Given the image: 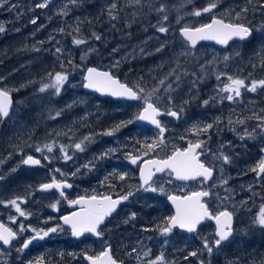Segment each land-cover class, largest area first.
<instances>
[{
    "label": "flooded vegetation",
    "instance_id": "1",
    "mask_svg": "<svg viewBox=\"0 0 264 264\" xmlns=\"http://www.w3.org/2000/svg\"><path fill=\"white\" fill-rule=\"evenodd\" d=\"M39 2L41 0H9V3L15 5V7L9 8L6 5L0 8V24L6 29L3 33H0V58L6 54L2 51L3 44L17 39L22 33L33 34V31H36L38 26H45L48 22H53L55 12L59 13L63 9L68 8L69 5L71 8L74 7L70 0H52L47 8L40 9L35 7ZM77 2L83 3V0H77ZM33 18H36L35 24L31 23ZM58 19L63 20V16L58 17ZM48 29L49 27H46L47 31ZM39 35L35 36L39 37ZM209 50H212V53L209 54V82L206 93L204 96H200L198 100H194L195 106L191 108L194 110L191 112L192 114L188 113L186 110L187 107L185 106L184 114L179 120L166 115L160 117L162 123L167 128L164 134V141L168 139L171 132H176L178 133V137L175 138V142L177 143L174 144L173 148H186L189 141L194 142L198 139L194 132L189 131L194 124L211 123L217 120V118L221 121L218 130H211L210 139L207 136H201L199 139L206 141L205 147L209 149L206 155L209 159L219 151H224L233 158L232 163L225 166L224 175L228 177L227 185L221 186L219 184L220 174L218 171L214 172V180L217 183L213 191L219 193V197L208 201L209 209L214 214L225 209L233 212V236L228 242H225L221 250L214 252L210 258V264H261V261H264V228L256 226L253 221L259 208L264 205V178L258 179L256 173L249 171V169L255 166L261 158H264V131L258 127L261 124V120L257 119L258 116H264V90L258 89L254 93L242 91V96L234 102L227 100L220 102L221 97L226 96L227 93L219 92V89L228 81L225 76H221L220 80H217L216 77L218 74L226 73L233 77L243 78L246 81L264 79V68H261L260 63L262 61L261 57L264 56V46H262V43L258 44L256 42L255 36L250 42L231 43L227 49L222 50L209 46ZM219 54L222 57L225 55L230 56L229 61L217 64ZM210 56H215L213 58V65L210 63ZM7 57L10 56L8 55L5 58ZM12 59L16 58L13 57ZM234 63L241 64L239 71L233 67ZM0 87H3V85H0ZM12 97L13 105L10 117L0 122V175L4 176V179L0 180V201L7 202L17 196H27L28 202L21 204V207L32 215L29 218L19 217V214L15 212L14 208L5 207L3 204H0V223L14 230L18 229L20 223H23L26 227L30 225L31 227L43 228L45 230L59 224L63 228V231L52 233L43 241L34 242L22 253L18 252L17 249L26 237L32 235L30 231L20 235L18 240L13 241L12 246L0 243V264H29L30 261H38L41 257L44 258L46 264H90L89 261L83 258L82 254L85 252L88 255L99 254L107 244H111L112 255L115 258L123 260L124 264H128L130 261L126 255L128 249H120L122 246L120 245V241H117L118 231L121 225L118 219L124 211V208H127L130 204L132 197L124 202L116 214L106 220V228L102 238L95 237L91 234L76 238L71 235L69 227L63 225L60 217L69 215L73 211H77L78 208L70 206L67 200L61 199L55 190L45 193L36 191V188L41 183L48 182L50 178L49 174L53 168H60L63 172L71 173L77 167H80V172L76 177H68V182L73 185L71 189L65 190L68 199H76L79 196L91 195L93 193H107L115 199L117 194L127 192L128 189L112 177H109L106 183L102 184V181L105 180L108 173L112 172L109 168L115 167L114 169L118 170V167L121 166L120 168L125 170V167L120 164H128L129 162L125 160V162L122 161L120 164L114 165L112 164V161H114L112 157L110 158L111 160H107L106 158L101 160L100 163H96V167L93 170L88 171L81 166L90 159L81 158L78 162L72 159L65 162L60 158L62 154L57 149L51 154L46 151L44 153V155L53 157L51 164L42 161V164H45L43 167L23 165L21 163V160L24 158L21 155L22 146L24 145L27 148L25 156L33 155L36 158H40L41 153L36 152L35 147H42L43 145L40 139H43L48 134L51 138L48 143L55 140L57 145L64 144L70 146L69 130L67 135H55L52 133L53 126L63 124L60 122L64 120L65 115L67 119L68 113L67 111L63 112L60 117L54 119L53 123V119L50 116H55V113L49 114L47 111L42 117L41 122L37 123L31 131L30 138L24 142L16 139L17 127L13 123L14 111L16 109V96L13 95ZM212 97L216 99L212 100L208 106H204L203 101ZM103 101V105H108L112 108L116 107L115 115L119 117L117 119H120V122L134 120V117L142 107L141 103L137 101L116 102L110 99H104ZM137 103H139L138 110H130L131 108L129 106ZM190 103L192 106V102ZM62 104L64 102L60 103V105ZM100 105H102V101ZM59 108H62V106ZM197 108H201V111L199 109L197 110ZM121 115H124V117L120 118ZM43 118H45L44 121ZM97 118L100 120L101 116L95 112V119ZM238 118L244 120L245 123H235ZM114 119L115 117L110 118L108 124L117 123V120ZM229 119L233 121L232 124L228 123ZM182 121H186L188 126H183ZM134 126L137 129V126ZM139 126L143 133H141L142 143L150 142V137L153 138L154 135L158 134L157 129L149 126ZM87 127L85 126L84 128ZM124 128H127V126ZM11 129L13 131V142L10 143V146L13 147V150H8L11 156H4V154H1V151L5 150L4 141H6L7 137L11 141V136H9ZM253 130H255L254 136L245 135V131L251 133ZM57 131L64 132L62 129ZM123 132L128 134L126 129ZM89 135H91L93 141L91 150L101 152L102 130L99 133L97 131L95 133L91 132L87 136ZM242 136L244 137L243 139H241ZM181 137L184 138L181 139ZM89 143L91 144V142ZM222 144L224 145L223 148H221ZM171 152L167 150L160 158H166ZM122 153L129 152L124 151ZM69 154L72 155L70 149ZM201 159L204 160L205 157L202 156ZM147 160H151L150 155L143 156V159L136 166L142 168L144 162ZM103 165L105 166L104 169L102 168L104 167ZM13 169L15 171H12ZM167 176L170 175L166 171L162 175L155 176L153 181L155 184L161 183ZM60 178V176H57V179ZM170 178L173 183L169 184V187L173 188V190L170 189L171 192L166 193L181 196L191 191L206 188L213 183V181H209L202 185L199 181L180 182L174 179L173 175ZM133 181L134 185L141 182L140 171L138 169L136 170ZM111 185H114V187ZM225 189L231 190V195L228 199H222L228 196V192ZM30 192H34L35 194L29 196ZM57 199L60 200L59 211H55L49 207ZM11 217L18 218L16 223L12 222ZM49 217H52V219L49 220ZM215 231V221L209 220L206 221L197 233H193L192 235L184 234L181 231H173L171 235L177 236L178 239L179 237H183L186 247L189 248V251H193L196 250V246L194 245L196 241L198 245L202 246L203 234L207 237L209 236L208 239L211 241L214 238ZM199 237L201 238L199 239ZM180 255L181 252L178 251L175 257H179ZM133 261H130V264Z\"/></svg>",
    "mask_w": 264,
    "mask_h": 264
},
{
    "label": "snow or ice",
    "instance_id": "2",
    "mask_svg": "<svg viewBox=\"0 0 264 264\" xmlns=\"http://www.w3.org/2000/svg\"><path fill=\"white\" fill-rule=\"evenodd\" d=\"M71 3L75 4L77 0H70ZM50 0H41L37 3L35 7L44 9L49 6ZM131 3L139 8L147 7L148 11L155 12L158 15V27L157 31L163 34L169 32V27L167 26V21L169 19V9L168 7L160 2V0H131ZM191 3V0H182V3L176 12L180 13L187 4ZM6 5L9 8L15 7L11 5L9 0H0V8L5 7ZM218 8V0H209L208 4L201 8H194L188 15L193 17H200L204 14H212L211 22L203 24L199 27H190L182 26L179 29L180 36L184 39L189 49L195 48L199 41H215L221 45H227L229 41L234 38H238L241 41L247 40L252 36L253 28L250 26L249 22H246L247 13L250 11L249 8H242L239 12L234 14L232 20L228 22L224 18L218 17L215 14V10ZM260 9H264V3L259 4ZM118 9V5L113 3L108 9L109 16L115 20L117 17L113 13ZM61 15H67V9L61 11ZM182 17L178 18L177 23L180 22ZM31 23H36V18L31 20ZM5 31V27L0 24V33ZM61 33L64 32V29L59 30ZM76 31L79 32V27L76 28ZM95 39L99 40L101 37L95 35ZM55 39V37H51ZM72 43L74 45L80 46L87 44V40L83 38H73ZM167 47L166 42H162L159 47L156 49L157 52L162 51ZM143 52V49H141ZM55 54H62L63 50L61 47L57 46L54 50ZM87 51L85 55H87ZM189 53H181V55H188ZM239 55V53H237ZM59 58V55H58ZM85 57H81L83 60ZM230 56L225 55L223 60L225 62L229 61ZM66 63L69 66H72L73 62L71 59L65 57ZM261 68H264V56L261 57ZM113 67H118V63L113 65ZM163 67V65H161ZM61 68H64V64H61ZM176 68H169V71L163 76L156 79V83L150 90H145L144 87L139 84L135 86H130L128 83L121 82V80L116 77L111 71H99L95 67H89L86 69V75L84 76L83 87L86 89L94 90L98 93L109 95L114 98H121L130 101H138L141 103L142 107L140 111L134 117V120L138 121H147L154 125L158 130L157 137L153 139L150 143L145 142L142 145V148H146L147 151L143 152V155H140L139 149H136L137 154L132 152L126 153V159L130 161L131 164L136 165L142 159L143 156L149 155V153H155L158 149L162 150L165 147L164 134L167 131V128L162 123L161 116H169L177 120L181 119L184 114L185 106H187L190 101L183 100L179 104L174 100L172 93L180 86L182 75H186L185 72H179ZM70 72L67 70L56 71L47 73L48 82L43 83L39 88L40 92H47L51 90L52 95L59 96L65 86L69 81ZM221 76H225L227 83L224 84L222 88L219 89V92L227 93L226 96L221 97L220 102L227 100L229 102H234L237 98L242 96V91L248 92H257L258 89L264 90V79H252L246 81L243 78L233 77L227 75L226 73H221L217 75V80L221 79ZM4 77H0V82H2ZM200 78L192 81L193 85L198 84ZM175 85V87H174ZM23 87V85L21 86ZM19 91V89H14ZM12 89H9L7 86L0 87V122H3L4 119L10 117L12 111ZM215 97L210 99H205L203 101L204 106H208L212 100H215ZM73 105L69 104L66 106V109H60L55 112V116H50L51 119H56L60 117L64 111L70 109ZM257 119L261 120V124L258 127L264 131V116H258ZM133 120L127 122H121L116 125L114 129L108 130L105 135H114L120 127H126L127 123H132ZM221 121L217 118L214 122L204 123V124H194L189 131H192L196 134L198 139L194 142L189 141L186 148H174L170 155H167L166 158H157L151 159L144 162V166L140 169V184L135 188V190L129 189L127 192L122 194H117L114 199L112 195L96 194L83 195L79 196L76 199H68L66 194V189H71L73 185L68 182V177H76L80 172V167L71 173L63 172L60 168H53L49 174L50 178L48 182L41 183L36 191L39 192H52L55 190L61 199L67 200L68 204L74 208H78L77 211H73L69 215L61 216L60 219L63 222V225H67L71 231V235L76 238L84 237L86 234H91L95 237L102 238L104 236V230L106 228V220L116 212L119 205L123 202L128 201L130 197L135 195V192H152L167 194L165 189L162 186H157L153 181V177L156 173H164L165 171L168 174L174 175L177 180L181 181H199L202 185L206 184L208 181H213L211 185H208L206 188L201 190L191 191L186 195H174L167 194L168 200L175 206V214L161 218V221L156 225L155 229H149L145 227L143 231L156 230L163 237H168L172 234L174 229L186 230L188 233H197L199 225L205 220L215 221L216 231L214 238L210 241L207 238L202 239V249L193 250L187 255L184 259L187 260L189 257H196L198 264H206V261L203 257V254L206 253L209 257L208 264H210V258L214 254L221 250L225 242H228L233 236V212L228 211L227 209L218 211L215 214L210 211L208 201L213 198H218L219 193L214 192L213 188L216 187V181L214 180V172L218 171L220 174L219 184L221 186L228 184V177L224 175L225 166L232 163V156L225 153L224 151H219L218 153L212 155L211 159L208 158L206 153L209 152V149L205 147L206 141L199 139L201 136H207L208 139L211 138V130H218V126ZM229 124H232L231 119L228 120ZM235 123L244 124V120L239 118ZM71 129H69L70 131ZM56 135H67L66 132H56ZM255 130L249 133L245 131V135L254 136ZM184 137H181L183 139ZM244 137L242 136L241 139ZM91 135L83 137L79 142H74L73 145H57L55 140H52L50 143H45L42 147L36 146L35 151L41 153L40 158H36L33 155H26L21 152V155L24 157L21 160L23 165L27 166H45L42 164V161L47 164H51L53 157L50 155H44L45 151L47 153H54L57 149L62 154L61 159L65 162L72 160L73 156L69 154V147H74L75 150L79 152H84L86 144L85 142H91ZM224 145H221L223 148ZM116 148H109L106 151L100 153L98 156L94 157L92 160H89L87 163L82 165L84 169L91 171L96 167V163L99 160L106 158H111L115 152ZM205 157L204 160L201 157ZM12 171H15L13 169ZM249 171L256 173L258 179L264 178V158H261L255 166L251 167ZM57 176H60V179H57ZM109 177H115L119 181H125L129 177L128 172L113 171L105 177V180L102 181L106 183ZM4 179L3 175H0V180ZM114 187V185H111ZM228 192V196L223 197L222 199H228L231 195L230 189H225ZM34 192H30V195H34ZM28 202V197H15L7 202L0 201V204H3L5 207H12L15 209V212L19 214V217L29 218L32 214L22 209L21 204H26ZM60 200L57 199L55 203L49 205L55 211H59ZM12 222L16 223L17 217H11ZM52 217H49L51 220ZM136 219V213L133 212L130 214L129 218L124 221L128 223L131 220ZM47 222V221H45ZM253 223L256 226L264 228V205L259 208L258 213L256 214ZM30 231L31 236L26 237L17 249L18 252L22 253L25 249H28L30 245L34 242L43 241L45 238L49 237L50 234L56 233L58 231H63L61 225L57 224L54 227H50L47 230L43 228H34L25 226L23 223L19 224L17 230H14L11 227L6 226L3 223H0V243L3 245L12 246L13 241L19 239L20 235L25 232ZM142 243V242H140ZM61 255H63L61 253ZM83 258L90 262V264H124V261L117 259L112 255V246L107 244L104 250L96 255H88L86 252L82 254ZM126 255L135 260H139L140 264H175L174 261L166 260L163 252L153 259H144L141 260V257L147 258L151 255L150 249L141 250L137 247H133L130 252H126ZM29 264H46L44 258L41 257L38 261L32 262ZM261 264H264V261H261Z\"/></svg>",
    "mask_w": 264,
    "mask_h": 264
},
{
    "label": "rangeland",
    "instance_id": "3",
    "mask_svg": "<svg viewBox=\"0 0 264 264\" xmlns=\"http://www.w3.org/2000/svg\"><path fill=\"white\" fill-rule=\"evenodd\" d=\"M242 1L247 2L249 0H239L238 2H236V0H218V8L215 10V14L219 17L220 14L227 12L234 16L236 12H239L237 9H242ZM259 1L264 3V0ZM208 2L209 0H202L203 7H205ZM113 3L118 5V9L113 13L117 18L111 24L112 20L109 16L108 19L111 25L109 27H104L98 17H94L93 14H98L103 4L105 7H110ZM73 5V8H71L70 5L66 8L67 15H61V12H55L53 22H48L45 26H38L36 31H33V34L22 33L17 39L8 43L4 42L6 44L2 45V51L6 54L0 58V77H4L0 85L12 89V96H16V109L13 116V123L17 127L16 139L26 142L30 138L33 128L37 123L41 122L42 117L47 111L49 114L55 113L60 109H66L67 105L72 104L73 106L66 110L68 113L67 119L65 115L64 120L60 122L63 124L54 125L52 133L55 134L58 132L57 130L60 129L67 133L68 130L71 129L69 131V144L71 146L74 142H79L89 133H95L96 131L99 133V131L102 130L101 152L109 148H116L117 151L112 156L114 160L112 164L118 165V163L120 164L122 161L125 162V160L129 162L128 164H120L125 167V170H122L120 168L121 166L118 167V170H115V167L109 168L112 172L114 170L128 172L129 177L125 181H119L115 177L112 178L118 183H121V185L125 186L128 190L130 188L135 190L140 183L134 185L133 178L136 175V170L138 169L140 171L141 167L131 164L130 161L125 158L126 153L122 152L128 151L135 155L137 154L136 149H139V154L141 155L144 151H147L146 148H142L144 144L141 139L142 129L140 130V126H137L136 129L134 125H136L135 123L137 120H133L134 122L127 123V128L120 127L114 135L109 136L104 134L108 130L114 129L115 126L122 121L120 122V119H117L119 117L115 115L116 107L112 108L111 106L103 105L104 101L102 99H99L97 96H91L83 90L84 76L88 68L85 64L93 61L97 63L96 67L99 69L116 71L118 73L123 72L122 74L127 76L131 74V70H129L131 65L129 59L135 51H138L140 56L144 59H148L146 61L147 67L144 68V73L142 75V78H145V76L152 75L156 69H161L167 65L169 66L177 63L181 57L193 58L199 62L200 68H202V70H200V82L193 85L192 81L196 80L198 77L195 76L196 79L188 77L184 80L182 85L180 84L172 93L177 104L183 100L192 102V106L191 103L186 106L188 113L192 114L191 112L194 110L191 108L195 106L194 100H198L202 95L204 96L207 90L209 76H207L206 79L203 75L205 74V70L209 68V54L212 53V50H209V47L208 52L205 51L203 47L189 49L181 36L178 35L177 38H173L175 34L173 27L168 26L169 32L166 35L158 32L157 13L148 11L146 6L141 9L133 5L131 0H83V3L76 2ZM233 11H235V13H233ZM251 11L254 16H258L255 20H246V22H249L250 26L254 29L256 42L258 44L262 43V46H264V9H260L259 5H256ZM62 16L63 20L58 19V17ZM184 17L185 18L182 17L180 22L177 23L179 28L182 26L199 27L209 23L212 14H204L200 17H193L191 15ZM119 25H121L120 28L117 27ZM134 26L137 27L135 31H132ZM46 27H49L48 31ZM77 27H79V32L76 31ZM60 29H64V32L61 33L59 31ZM76 34H78L77 38L87 40V44L80 46L74 45L72 41L73 38H76ZM94 34L99 35L101 38L96 40ZM35 35H39V37ZM51 37H55V39H51ZM162 42H166L167 47L157 52L156 49ZM57 46L62 48V54L54 53L55 47ZM141 49H143V52ZM86 51L88 53L87 55H85ZM181 53L189 54L181 55ZM8 55L10 57L5 58ZM13 57L16 59H12ZM65 57L72 60V66L66 63ZM81 57L85 58L82 60ZM213 58H215V56H210V63L212 65L214 63ZM206 60L207 67L206 65L202 67L203 62ZM217 60V64L225 62L221 54L218 55ZM261 62L262 61H260V63ZM117 63L118 67H113V65ZM61 64H64L63 69L61 68ZM161 65H163V67H161ZM233 67L239 71L241 64L234 63ZM64 70L69 71L71 74L68 83L65 84L59 96L52 95L51 90L47 92L39 91L42 84L48 82L47 73ZM130 80L131 86L139 84L144 87L146 91L150 90V88H148L150 81L147 80L142 83L139 79L133 83L132 78H130ZM22 85L23 87H21ZM17 88L19 91L14 90ZM30 88L31 90L28 91ZM101 101L103 106L100 105ZM61 102H64V104L60 105ZM60 106H62V108H59ZM129 107L132 111L138 110L139 103L132 104ZM198 109L201 111V108H197V110ZM95 112L100 114V120H98V118L95 119ZM112 116L115 117L114 120H117V123L108 124L110 118H113ZM123 117L124 115L120 116V118ZM44 119L45 118H43V121ZM182 124L183 126H188L186 121H182ZM85 126L91 128H84ZM124 129L128 131V134L123 132ZM10 131L11 134L9 136H11V141H9L7 137L6 141H4L5 150L1 151V154H4V156H11L8 150H13V147L10 146V143L13 142V131L12 129ZM156 137L157 135H154L153 138L150 137V142ZM177 137L178 133L171 132L162 150L158 149L155 153H149L151 159L160 158L167 150L173 151L174 144L177 143L175 142V138ZM50 140L51 138L48 134L44 136L43 139H40V142L44 145ZM85 144L86 147L84 152H79L75 150L74 147H69L73 160L76 162L81 158L92 160L101 153L91 150L93 146L92 140L91 144L89 142H85ZM22 151L24 154L25 152L27 153V148L24 145L22 146ZM107 160L111 159L107 158ZM100 161L101 160H99L97 164L100 163ZM102 168L104 169L105 166ZM172 183L173 181H171L170 176H167L161 183H156V185L162 186L165 192H171L170 189L173 190V188H170L169 184ZM133 212L136 213V219L124 223ZM170 215L173 214L168 205L166 194L143 191L135 192L130 204L127 208H124V211L118 219L121 223L120 228H124V231L119 228L117 236V241H120V245L122 246L120 249H128V252H130L133 247H137L141 250L150 249L151 255L147 258L141 257V260L153 259L163 252L166 260L174 261L175 264H198L196 257H189L187 260L184 259L185 255L191 251L186 247L185 240L182 237H179V239L174 235L163 237L156 230L143 231L145 227L155 229L156 225L160 223L161 218ZM202 236L203 238H209V236L207 237L205 234ZM200 238L201 237H199V239ZM196 242L194 243L196 250L202 249V246L198 245ZM177 249L181 252L179 257H175L178 253ZM202 258H204L206 264H208L209 257L206 253L203 254ZM129 260H134L132 264H140V261L134 258L129 257ZM130 261L128 264H130Z\"/></svg>",
    "mask_w": 264,
    "mask_h": 264
},
{
    "label": "trees",
    "instance_id": "4",
    "mask_svg": "<svg viewBox=\"0 0 264 264\" xmlns=\"http://www.w3.org/2000/svg\"><path fill=\"white\" fill-rule=\"evenodd\" d=\"M238 1L239 0H236V2H238ZM160 2L164 3L168 7V9L170 10L169 11V19L167 21V26L174 28L175 34H174L173 38H177L178 35H179L178 32H179V29L180 28L177 25L178 18H180V17L185 18L184 16H190L187 13H190L194 8L201 9L203 7L202 0H191V3L187 4L185 6V8L180 13H178V12H176L175 9L180 6V4L182 3V0H160ZM260 3H261V1H259V0H249L247 2L242 1V3H241V4H243V7L242 8L247 7V8L250 9V11L247 13L246 20H251L252 21V20H255L256 19V17L258 15L254 16V14L251 11V9L254 6H256V5H259ZM108 9H109V7H105V5L103 4L102 5V8L99 11V13L98 14L97 13H94L93 14L94 17H96V16L98 17L99 21L103 24L104 27H109L114 22V20L110 17V19L112 20L111 21V24H110V21L108 19V17H109ZM237 10L240 11V9H237ZM233 13H235V11H233ZM219 17L224 18L225 21H229V20H232L234 16H233V14H230V13H227L226 12V13L220 14ZM117 27L120 28L121 25H119ZM136 27L134 26V28H133L132 31H135ZM77 37H78V34H76V38ZM203 49H205V51L208 52V47L207 46H203ZM129 60H130V64H131L130 67H129V70H131V74L130 75L124 76L122 74L123 72H119V73L116 72V71H111V72L115 76H117L118 78H120V80L122 82L128 83L130 86H131V82H130L131 80H130V78H132L133 83H134V81H137L139 79H140V82H142V83L144 81H147L148 80V81H150V85L148 86V88L151 89L153 87V85L156 83V79L155 78L163 77L169 71V68L170 67L171 68H176L177 65H179V68L177 69L179 72H185V73H187L186 75H182L181 82H180L181 85L184 82V80L186 78H188V77H191L193 79H196L195 76L201 77L200 70H202V68H200L201 66L199 65V62L196 61V60H194L193 58H184V57H181V58H179V61L177 63H174V64L169 65V66L167 65V66H165L164 68H161V69H156L153 72L152 75L145 76V78H142V75L144 73V68L147 67L146 61L148 59H144L142 56H140V53L138 51H135L131 55V57H130ZM204 65H206V67H207V60L203 62L202 67ZM85 66H87V67L97 66V63H95L93 61H90V62H87L85 64ZM105 69H109V68H105ZM208 69L209 68L206 69L207 71L205 70V74L203 75V77H206V79H207V76H209L208 75ZM207 85H208V83H207ZM30 90H31V88L28 91H30ZM120 229H122V227ZM122 231H124V228L122 229Z\"/></svg>",
    "mask_w": 264,
    "mask_h": 264
},
{
    "label": "water",
    "instance_id": "5",
    "mask_svg": "<svg viewBox=\"0 0 264 264\" xmlns=\"http://www.w3.org/2000/svg\"><path fill=\"white\" fill-rule=\"evenodd\" d=\"M51 1L52 0H50V3H51ZM49 3V4H50ZM252 36H253V32H252ZM252 36L251 37H249L247 40H244L243 42H248V41H250L251 40V38H252ZM183 39V38H182ZM184 40V39H183ZM235 41H241V40H239L238 38H234L233 40H231V41H229V43L227 44V45H221V44H218L217 42H215V41H199L198 43H197V45L195 46V48H197L200 44H206V45H212V46H215V47H218V48H222V49H226V48H228L229 47V45L231 44V43H233V42H235ZM195 48H193V49H195ZM93 67V66H92ZM95 68H97V67H95ZM99 71H106V70H102V69H99V68H97ZM85 75H86V73H85ZM120 79V78H119ZM122 82V81H121ZM84 91L85 92H87V93H89V94H93V95H96V96H98L99 98H110V99H112V100H114V101H130V100H126V99H121V98H114V97H111V96H109V95H105V94H101V93H98V92H96V91H94V90H90V89H86V88H84ZM12 101H13V98H12ZM137 125H143V126H149V127H152V128H156L154 125H152L151 123H149V122H147V121H137ZM144 166V165H143ZM166 172V171H165ZM163 173H156V175L155 176H157V175H162ZM154 176V177H155ZM153 177V178H154ZM174 178H175V176H174ZM176 179V178H175ZM177 180V179H176ZM178 181H181V180H178ZM193 181H195V180H193ZM182 182H191V181H182ZM168 203H169V206L172 208V210H173V212H174V214H175V206L171 203V201L170 200H168ZM124 204V202L121 204V205H119V207L117 208V210H116V212L119 210V208L122 206ZM115 212V213H116ZM115 213H113L112 215H114ZM207 220H205V221H203L202 223H201V225H199V227H198V230L205 224V222H206ZM174 230H178V231H183V232H185V233H187V234H193V233H188L186 230H182V229H174Z\"/></svg>",
    "mask_w": 264,
    "mask_h": 264
}]
</instances>
